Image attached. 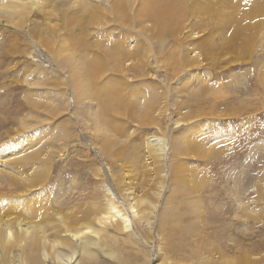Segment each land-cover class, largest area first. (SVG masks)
<instances>
[{
  "label": "rangeland",
  "instance_id": "obj_1",
  "mask_svg": "<svg viewBox=\"0 0 264 264\" xmlns=\"http://www.w3.org/2000/svg\"><path fill=\"white\" fill-rule=\"evenodd\" d=\"M41 1L0 13V264H264V0Z\"/></svg>",
  "mask_w": 264,
  "mask_h": 264
},
{
  "label": "bare ground",
  "instance_id": "obj_2",
  "mask_svg": "<svg viewBox=\"0 0 264 264\" xmlns=\"http://www.w3.org/2000/svg\"><path fill=\"white\" fill-rule=\"evenodd\" d=\"M11 1V3H13L14 5H12L11 4V6L10 5H4V3H3V0H0V13L1 12H3V13H5V12H10L12 9H16V8H19V9H35V8H37V7H41V6H43L42 5V1L41 0H10ZM18 1V2H17ZM77 2H80V3H83L84 4V6L86 7V8H88V10H90L91 12H97L98 10V8H97V6L94 4V3H92L93 1H91L90 3H88L86 0L85 1H83V0H77ZM156 3V0H153V1H151L149 4H147L146 5V7H150L151 9H154L156 6H154V4ZM116 5V6H115ZM114 5V8L115 9H117L118 10V12H123V10H124V8H125V2L124 1H119L118 3H116ZM3 6H8V8L9 9H7V8H4ZM99 7V6H98ZM160 16H163V17H169L168 19H170V18H172V17H170V15H168V14H161ZM177 20H179V19H177ZM96 62H97V66H94V67H92L91 66V69H90V73H91V75H92V79H95L96 78V75H93V74H95V73H97V72H101V61H100V59L98 60V58H97V60H96ZM104 66V65H103ZM103 70V69H102ZM104 71V70H103ZM164 137V136H163ZM162 136H160V138L159 139H161V138H163ZM158 139V137H153V136H151L150 138H149V142H150V146L153 148V150H154V148H160V144L159 143H156L155 141ZM158 141H160V140H158ZM162 141H164L163 139H162ZM162 144V143H161ZM157 145H159V146H157ZM163 147V146H162ZM163 149V148H162ZM162 191V190H161ZM128 201H129V199H128ZM130 202V201H129ZM116 203V201H114V200H110L109 201V203H108V205H107V209H108V212H109V214H111V217H120L121 218V220L124 222V226H125V228H129L130 227V225H132L131 223V219H130V217H128V216H126L123 212H122V210H120V209H118L117 207H119L118 205H116L115 204ZM131 209H132V212L134 211V207H133V205L131 206ZM7 222L9 223V220H7ZM19 224H21V223H19ZM72 237H73V239L74 238H77L78 237V234H72ZM72 260V256L71 257H69V259H68V262H70ZM237 260L239 261V260H242V261H244V262H247L248 263V260H247V258H246V254H244V255H241L240 257H238L237 258Z\"/></svg>",
  "mask_w": 264,
  "mask_h": 264
}]
</instances>
